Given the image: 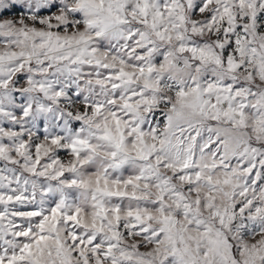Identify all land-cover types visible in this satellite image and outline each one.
I'll return each instance as SVG.
<instances>
[{
	"label": "snow or ice",
	"instance_id": "1",
	"mask_svg": "<svg viewBox=\"0 0 264 264\" xmlns=\"http://www.w3.org/2000/svg\"><path fill=\"white\" fill-rule=\"evenodd\" d=\"M0 264H264V0H0Z\"/></svg>",
	"mask_w": 264,
	"mask_h": 264
}]
</instances>
